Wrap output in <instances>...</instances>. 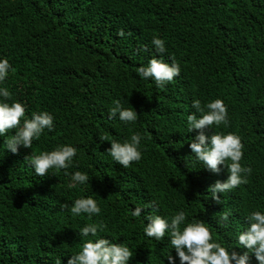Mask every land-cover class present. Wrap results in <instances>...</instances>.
<instances>
[{
	"label": "trees",
	"instance_id": "1",
	"mask_svg": "<svg viewBox=\"0 0 264 264\" xmlns=\"http://www.w3.org/2000/svg\"><path fill=\"white\" fill-rule=\"evenodd\" d=\"M154 37L164 40V53ZM153 57L175 61L180 74L159 87L139 79L137 67ZM0 58L11 64L0 83L12 93L9 102L24 103L28 118L39 111L54 117V129L31 149L0 150V264H67L89 223L129 246L130 264H164L175 250L167 234L162 241L144 235V217L180 209L225 247L245 251L236 236L251 211H264V0H0ZM217 98L229 124L206 134L238 135L240 163L252 170L219 203L208 188L227 179V167L214 173L196 160L189 144L197 130L187 126L194 99L204 107ZM115 101L133 107L137 120L110 119ZM134 133L144 137L142 158L125 168L106 150ZM60 144L77 148L67 171H87L88 184L68 188L65 170L34 173L31 157ZM81 196L96 199L101 213L72 214L68 206ZM135 207L144 209L140 217L131 215ZM250 264H258L253 254Z\"/></svg>",
	"mask_w": 264,
	"mask_h": 264
},
{
	"label": "clouds",
	"instance_id": "2",
	"mask_svg": "<svg viewBox=\"0 0 264 264\" xmlns=\"http://www.w3.org/2000/svg\"><path fill=\"white\" fill-rule=\"evenodd\" d=\"M152 44L158 54L166 51L163 39L154 37ZM10 70L8 59L0 58V83L6 80ZM180 71V66L175 61L167 63L162 58L153 57L146 65L137 67L136 74L139 79L152 80L159 87L171 82ZM11 96L8 88L0 87V137L4 138L0 150L4 153L6 150L17 153L21 146L31 149L33 141L38 140L45 129L49 132L54 129V117L51 113L33 112L28 118L25 115L26 105L17 100L9 102ZM192 107L196 111L187 116L188 132L197 130L189 144L192 154L208 170L219 173L220 166L224 165L229 173L227 179H218L208 188L211 199L219 203V194L247 183V176L252 170L240 163L243 144L238 135L232 132L206 134V130L212 129L214 125L228 126V109L224 101L217 98L201 107V101L194 99ZM117 114L119 120L125 123L135 122L138 118L133 107L125 108L119 101H115V106L109 110V118L116 117ZM12 129L15 130L14 133L8 135ZM143 138L141 134L134 133L124 142L112 140L106 151L116 163L129 167L132 162H138L142 158L140 146ZM76 155L75 146L60 144L50 151L33 155L30 164L34 173L41 177L46 176L50 169L65 170V175L69 176L67 187L76 188L90 182L87 171H67L74 167ZM229 160L231 163L226 164ZM68 207L77 216L86 214L91 218L101 213L100 206L92 196H81ZM143 212L142 207H135L131 210V215L140 217ZM187 215L186 211L180 209L171 217L159 214L144 217L147 221L143 228L144 235L162 241L167 234L171 248L175 250V256L170 254L163 257L164 264L165 260L167 264H250V254L255 256L258 264H264V211L253 210L246 216L247 226L236 236L239 247L245 249L242 253L213 239L212 232L204 222H188ZM228 217L229 213H224L222 219L227 221ZM103 230L102 224L95 223L85 224L80 228L78 236L84 239V243L79 251L70 255L67 264H130L133 253L129 246L101 236ZM89 236L95 239H88Z\"/></svg>",
	"mask_w": 264,
	"mask_h": 264
}]
</instances>
